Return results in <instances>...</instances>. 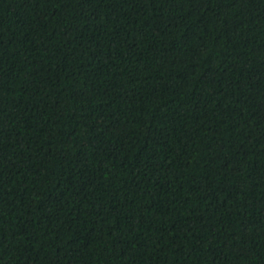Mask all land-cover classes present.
Wrapping results in <instances>:
<instances>
[{"label":"trees","instance_id":"trees-1","mask_svg":"<svg viewBox=\"0 0 264 264\" xmlns=\"http://www.w3.org/2000/svg\"><path fill=\"white\" fill-rule=\"evenodd\" d=\"M0 264H264V0H0Z\"/></svg>","mask_w":264,"mask_h":264}]
</instances>
